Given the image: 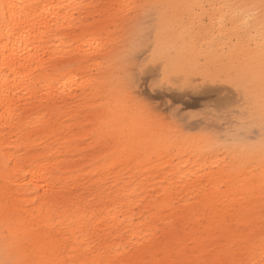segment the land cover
<instances>
[{
	"label": "rangeland",
	"instance_id": "obj_1",
	"mask_svg": "<svg viewBox=\"0 0 264 264\" xmlns=\"http://www.w3.org/2000/svg\"><path fill=\"white\" fill-rule=\"evenodd\" d=\"M44 1L62 6L30 31L40 48L28 68L25 145L12 143L0 105V261L264 264L259 9L242 30L232 7L261 0L36 7ZM150 4L164 7L146 42L150 10L139 6ZM6 5L0 0V77L6 31H19ZM67 155L57 173L73 186L47 214L28 171ZM133 184L134 196L121 191L102 208L106 191Z\"/></svg>",
	"mask_w": 264,
	"mask_h": 264
},
{
	"label": "bare ground",
	"instance_id": "obj_2",
	"mask_svg": "<svg viewBox=\"0 0 264 264\" xmlns=\"http://www.w3.org/2000/svg\"><path fill=\"white\" fill-rule=\"evenodd\" d=\"M41 0H6L7 13L9 19L18 27L16 33L7 29L9 43H3L2 48L8 49L9 53L5 55L1 63L7 68V74L0 77V105L3 107L2 115H6L7 127L16 131V137L12 143L15 145H25L27 138L23 133V128L30 121H25V112L31 104L33 89L29 84L32 79V72L28 68L38 59L39 48L32 46V34L30 31L37 28L48 19L56 17L59 14L62 2H46L42 6L36 7L37 2ZM43 1V0H42ZM58 3V4H56ZM61 3V6H60ZM43 26V25H42ZM28 95V97H26ZM42 117H38L37 121H41ZM23 121L25 125H23ZM73 159L71 155L60 157L55 161H49L36 166L28 171L30 176L29 183L40 188L47 202L43 206H38L39 210L45 209L47 214L53 210V203L61 196L71 190L73 184L69 182H61V175L57 173L60 169H65L67 162ZM64 164V165H63ZM137 184L125 187L122 190L113 192L106 191L103 194V207L117 203V194L125 190V196L128 198L134 196L138 191ZM45 194H48L47 196ZM45 213V215H46ZM116 213V212H115ZM113 218L116 221V215ZM75 216L79 219L81 211L76 210Z\"/></svg>",
	"mask_w": 264,
	"mask_h": 264
},
{
	"label": "snow or ice",
	"instance_id": "obj_3",
	"mask_svg": "<svg viewBox=\"0 0 264 264\" xmlns=\"http://www.w3.org/2000/svg\"><path fill=\"white\" fill-rule=\"evenodd\" d=\"M139 7L145 8L150 10L149 12L145 13L146 20H145V28H144V35L146 37V42H150L152 39L151 36V27L149 26V21L156 18V14L159 12L161 8L164 7V5L161 4H150V5H140ZM232 7L237 8L238 14L242 17L240 21V27L242 30H246L250 27L249 22L253 19H255V16L251 10L253 9H259V38H260V65H261V86H262V92H261V99H260V106H259V112H260V127H261V136H262V143H264V0H261V3L259 5L250 4V5H234ZM131 59V58H129ZM135 79L133 74H128L126 77V86L128 88H131L134 86ZM161 82L160 81H154L153 86L157 87L159 86ZM144 110H149V105L146 102L141 101L140 102ZM252 128L249 126L248 131L251 132ZM262 165H264V157H262L261 161ZM0 264H25L22 260H5L0 261Z\"/></svg>",
	"mask_w": 264,
	"mask_h": 264
}]
</instances>
